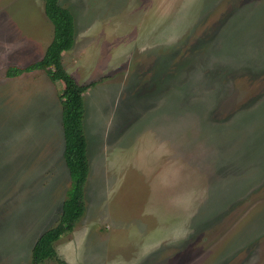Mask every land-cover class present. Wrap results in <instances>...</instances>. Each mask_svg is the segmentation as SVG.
<instances>
[{"label":"rangeland","instance_id":"obj_1","mask_svg":"<svg viewBox=\"0 0 264 264\" xmlns=\"http://www.w3.org/2000/svg\"><path fill=\"white\" fill-rule=\"evenodd\" d=\"M83 94L85 210L67 264H264V0H59ZM44 0H0V264H30L69 187ZM39 264H62L53 258Z\"/></svg>","mask_w":264,"mask_h":264},{"label":"trees","instance_id":"obj_2","mask_svg":"<svg viewBox=\"0 0 264 264\" xmlns=\"http://www.w3.org/2000/svg\"><path fill=\"white\" fill-rule=\"evenodd\" d=\"M44 13L53 25V35L43 56L24 66L9 65L5 69V75L17 76L44 65L51 67V73L56 74L63 82L61 97L67 103L62 119L63 159L68 169L70 182L57 223L43 231L33 243L30 264H39L47 258L67 264L57 256L54 242L74 228L76 221L85 210L84 185L88 176L89 162L83 126V94L95 82L77 83L62 64L61 55L72 46L74 40V16L70 9L62 6L59 0H44Z\"/></svg>","mask_w":264,"mask_h":264},{"label":"crops","instance_id":"obj_3","mask_svg":"<svg viewBox=\"0 0 264 264\" xmlns=\"http://www.w3.org/2000/svg\"><path fill=\"white\" fill-rule=\"evenodd\" d=\"M46 48V47H45ZM44 53V52H43ZM37 60V59H36ZM64 137V136H63ZM63 148H64V145H63ZM63 154V153H62ZM87 156H88V152H87ZM88 162H89V160H88ZM88 173H90V165H89V171H88ZM68 232H66V233H64L63 235H61L60 237H62V236H64L65 234H67ZM59 237V238H60ZM58 238V239H59ZM57 241V240H56ZM54 244H55V242H54ZM33 246V245H32ZM32 248V247H31Z\"/></svg>","mask_w":264,"mask_h":264}]
</instances>
